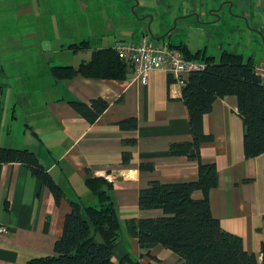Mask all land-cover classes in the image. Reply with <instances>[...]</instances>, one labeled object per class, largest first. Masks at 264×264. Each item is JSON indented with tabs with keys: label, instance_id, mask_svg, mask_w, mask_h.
<instances>
[{
	"label": "crops",
	"instance_id": "0c3cea01",
	"mask_svg": "<svg viewBox=\"0 0 264 264\" xmlns=\"http://www.w3.org/2000/svg\"><path fill=\"white\" fill-rule=\"evenodd\" d=\"M8 1L13 3L12 18L0 24V146L33 151L64 196L57 203L49 188L24 164H0V226L6 229L0 233V264H25L31 258L54 254L53 245L61 235L70 202L98 205L86 186L88 176H105L110 183L106 191L120 222L113 260L128 255L142 264H180L176 253L159 244L142 255L137 238L127 233L125 221L161 214L138 207V192L149 181L174 183L197 178L196 160L169 153L171 143L191 140L182 83L168 82L164 69L150 71L144 83L127 64L122 80L79 74L56 78L53 66L76 67L95 50L113 48L122 39L117 28L107 22L101 26V37L93 41L89 37L95 33L93 23L89 19L82 23L77 13V8L80 12L88 8L87 0ZM147 16L138 17L143 29ZM81 42L85 46L77 47ZM72 44L75 47L69 46ZM251 56L254 66L264 59ZM97 97L109 105L92 122L70 104L90 105ZM127 117L136 118L135 129L118 126ZM202 124L213 140L200 144V159L214 163L218 172V183L209 191L211 214L260 259L264 153L244 156L243 124L234 95L217 98ZM123 139L135 142L124 145ZM123 150L131 154L125 164ZM142 164H151L152 169L140 167ZM193 196L199 198L202 193L198 190Z\"/></svg>",
	"mask_w": 264,
	"mask_h": 264
},
{
	"label": "trees",
	"instance_id": "16d2710c",
	"mask_svg": "<svg viewBox=\"0 0 264 264\" xmlns=\"http://www.w3.org/2000/svg\"><path fill=\"white\" fill-rule=\"evenodd\" d=\"M85 44L81 42L77 47ZM175 46L187 58L205 63L203 69L191 71L181 87V99L189 114L191 140L173 142L169 146L170 155H183L197 161V178L174 183L149 181L138 192V207L140 210H160L161 214L126 220L127 233L137 238L142 255H148L150 248L159 244L176 253L180 264H264V241L258 259L255 253L245 249L240 236L223 229L212 216L209 191L218 183V172L214 163H204L200 159V144L213 140V136L203 130V117L210 112L217 98L227 95L237 99V115L243 124L244 156L251 158L264 153V84L255 74L252 56L244 59L242 54L226 50L221 52L220 60L215 61L204 49L192 52L183 42ZM126 66L113 48H101L76 67L53 66L51 72L56 78L79 74L122 80ZM173 81L168 75V82ZM70 104L90 122L109 105L101 97L92 99L90 105L78 101H70ZM117 124L123 130H133L137 120L127 117ZM122 142L130 145L135 140L123 139ZM121 158L122 163H128L130 152L123 150ZM8 162H19L28 167L32 175L49 188L57 203L63 198V190L33 151L0 146V164ZM140 167L152 169L151 164ZM85 183L97 197L98 205L86 206L71 201L61 235L53 245L54 254L31 258L25 264H142L128 255L113 260L120 222L106 191L110 183L105 176H88ZM198 190L202 196L195 198L193 193Z\"/></svg>",
	"mask_w": 264,
	"mask_h": 264
},
{
	"label": "rangeland",
	"instance_id": "374dc122",
	"mask_svg": "<svg viewBox=\"0 0 264 264\" xmlns=\"http://www.w3.org/2000/svg\"><path fill=\"white\" fill-rule=\"evenodd\" d=\"M88 8H77L82 23L89 19L95 33L101 37V26H115L122 39L138 40L141 36H166L157 41L176 45L187 43L193 51L204 49L215 61L222 51L264 58V0H87ZM8 0L0 2V24L12 18ZM148 15L143 24L138 17ZM95 24V25H94ZM149 24V29L147 25ZM177 24V25H176ZM87 26H84L86 29ZM120 31L129 32L121 34ZM3 50V56H5Z\"/></svg>",
	"mask_w": 264,
	"mask_h": 264
},
{
	"label": "built area",
	"instance_id": "2783aa9c",
	"mask_svg": "<svg viewBox=\"0 0 264 264\" xmlns=\"http://www.w3.org/2000/svg\"><path fill=\"white\" fill-rule=\"evenodd\" d=\"M113 50L132 68L134 77L144 83L149 72L154 69H164L175 81L183 83L191 71L205 67L204 61L187 58L177 46L166 41L154 40L147 35L136 41L118 39ZM254 71L264 84V59L254 67ZM5 230L4 226H0V233Z\"/></svg>",
	"mask_w": 264,
	"mask_h": 264
},
{
	"label": "water",
	"instance_id": "95a60500",
	"mask_svg": "<svg viewBox=\"0 0 264 264\" xmlns=\"http://www.w3.org/2000/svg\"><path fill=\"white\" fill-rule=\"evenodd\" d=\"M149 29V28H148ZM149 32H150V29H149ZM166 36V34H164L163 36H160V37H157V36H154V35H151L152 39L154 40H159V39H162Z\"/></svg>",
	"mask_w": 264,
	"mask_h": 264
}]
</instances>
